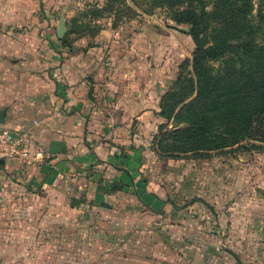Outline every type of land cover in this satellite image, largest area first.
<instances>
[{"label": "crops", "instance_id": "1", "mask_svg": "<svg viewBox=\"0 0 264 264\" xmlns=\"http://www.w3.org/2000/svg\"><path fill=\"white\" fill-rule=\"evenodd\" d=\"M97 2L0 0V124L48 155L0 162L1 216L18 191L17 215L29 197L47 214L30 223L44 264H264V146L159 155L149 137L178 37L135 18L85 31ZM16 219L3 227L18 241Z\"/></svg>", "mask_w": 264, "mask_h": 264}, {"label": "trees", "instance_id": "2", "mask_svg": "<svg viewBox=\"0 0 264 264\" xmlns=\"http://www.w3.org/2000/svg\"><path fill=\"white\" fill-rule=\"evenodd\" d=\"M179 1L181 0H158L157 3L173 5ZM187 1L193 3L195 0ZM198 1L200 8L192 7L186 10L184 19L189 22L191 34L196 43L192 57L194 78L187 73H179L176 80L178 83L161 96L158 111L159 115L167 119L174 118L177 123H184L185 126L174 129L177 134V138L174 137L176 142L167 145L160 138L156 144L153 143V149L159 155L169 157L185 155L187 151L197 148L184 149L185 144L180 142L178 137L184 136L182 135L184 131L185 133L195 132L197 129L205 131L208 140L212 139L216 142L213 145L208 144L209 151L243 144L245 141H258L261 145H251L262 148L264 146V96L262 94L264 93L261 94L260 86L264 82V41L259 40V35L264 30V10L259 7L254 12V0H228L227 10L221 20L225 24L218 29V34L213 38L211 36L212 39L209 40L210 31L207 13L204 11L205 4L202 0ZM224 1L219 0L221 4ZM263 1L259 0L261 4ZM209 26L211 28L210 16ZM66 41V38H62L63 43ZM220 58L231 60L230 66H233V70L228 72L229 79L235 80L240 77L242 80L234 82L233 86L236 89L234 96L229 95L230 98L227 101L222 100L223 102H219L212 108L216 114V109L220 110L226 105V109L215 117L210 109L200 110L199 108L200 105L207 106L208 102L205 100L210 94V86L215 83L213 76L204 70V66L210 60ZM181 87L184 88L185 93L179 94L178 88ZM194 91L196 95L185 102L184 100L192 96ZM255 91L258 93L254 96L243 93ZM178 145L184 150L173 151Z\"/></svg>", "mask_w": 264, "mask_h": 264}, {"label": "rangeland", "instance_id": "3", "mask_svg": "<svg viewBox=\"0 0 264 264\" xmlns=\"http://www.w3.org/2000/svg\"><path fill=\"white\" fill-rule=\"evenodd\" d=\"M157 2L158 0H103L102 3H89V7H84L85 9L83 10L82 14L86 15L87 17L90 16L91 20H88L89 22H82L81 27L85 31L90 30V32H93V23L95 20L99 21L101 25L103 22L111 20V26L116 27L117 25H120V23H122L124 19L135 18L138 22L137 24H142L145 22L147 27H150L149 25L152 26L153 31L154 28H158V30L172 32L174 35H176L178 37L176 41L178 45L182 48V53H178L177 58H175L174 51H170V49L169 52H167L168 55H171L170 61L174 62V67L176 65V68L172 67V73L174 71L175 73H173L174 76L167 82V87L164 91L165 93L166 91L173 88L175 83H178L176 82V80L179 76V73H187L191 77L194 76L192 57L194 49L196 47V43L193 38V35L191 34L190 24L189 22L184 21V19L185 13H187L186 10H189L192 7L200 8V5L197 4L199 2L198 0H195L193 3H189L187 0H181L173 5ZM202 2L205 4L204 11L207 13V22L210 31L209 40H211L213 36L218 34V29L223 24H225L222 23L221 20L223 18L222 15L227 10L226 4L229 2L228 0H225L222 4L219 2V0H202ZM259 7L261 8V10H264V1L261 4L259 0H254V12H256ZM209 16L211 28L209 26ZM227 18L224 19L226 20ZM96 24L98 25V23ZM263 32L264 30L259 35V40L261 42L264 41ZM229 59L230 58H220L218 60L213 59L205 64L204 70H206L208 74H211V76H213L215 83L210 86V94L205 100L206 102H208L207 106L203 107L200 105V110L210 109L211 114H215V111H213L212 108L219 102H223L222 100L227 101V99L230 98L229 95L234 96V93H236V89L233 86L235 84L234 82L240 81L242 79L240 77H237L235 80L229 79L228 72L233 70V66H230L231 60ZM260 92L261 94L264 93V82L261 83ZM178 93H185L184 88H178ZM243 93L248 94L249 96H254L257 95L256 93L258 92L255 91L250 93ZM191 95L192 96H190L184 101L186 102L192 97H194V95H196V91H194ZM262 96H264V94H262ZM223 109H226V105L220 110L216 109L215 117L219 116L220 112ZM158 111L156 112V115H158V117L153 120L154 129L152 130V133L150 134L149 138L155 144L160 140V138L162 142L167 145H169V143L171 142H176L174 141V137L176 136L177 138V134L175 133L174 129L177 127H184V123H177L174 118L167 119L164 116L159 115ZM182 135L184 136L179 135L181 137L178 138L181 140L180 142H183L185 144L184 149L197 148L195 150L187 151L185 154H195L200 156L206 155L209 152V150H207L208 144L213 145L214 143H216L212 139L208 140V136L205 134V131L198 129L195 132L189 131L185 133L184 131ZM171 136H173V138ZM245 144H248L247 146L252 147L254 149L259 148H256L251 144L261 145L258 141H245L243 142V145L245 146ZM184 149L180 148V146L178 145L175 150L173 149V151L176 152ZM21 194L22 192L18 191L16 196H13V200L9 202L8 209L5 210L6 213L2 216L0 213V264H44L45 262H41L40 260H38L39 258H37L35 254L31 253L30 249H34L35 246H30L29 244L31 241H33L31 240V237L35 230H32V228L30 227V223L33 220H46L45 216H47V214L43 215L42 213H39L37 207L34 208L32 205H30V203L32 204V201L29 197L27 198L25 204L26 206L22 207L24 208L25 212L23 213V215H17L16 207L19 204V197L21 198L20 200L25 201ZM1 203L2 205H4L6 201H0V206ZM16 218L21 220L22 223L18 226V228L22 227L21 229H19L20 238L18 241H16L17 236L14 235V232L17 231L15 228L5 229L3 227L4 220L17 221ZM40 231L45 233L47 232L45 229H40ZM23 240L25 242L29 241L27 247H24L20 244V242L22 243ZM17 244H19L20 246H16ZM40 248L42 249V252L39 254V257L46 253L44 252V250H47V247L45 245L40 244Z\"/></svg>", "mask_w": 264, "mask_h": 264}, {"label": "built area", "instance_id": "4", "mask_svg": "<svg viewBox=\"0 0 264 264\" xmlns=\"http://www.w3.org/2000/svg\"><path fill=\"white\" fill-rule=\"evenodd\" d=\"M47 157V152L36 143L28 127H8L0 124V158L16 159L36 166Z\"/></svg>", "mask_w": 264, "mask_h": 264}, {"label": "water", "instance_id": "5", "mask_svg": "<svg viewBox=\"0 0 264 264\" xmlns=\"http://www.w3.org/2000/svg\"><path fill=\"white\" fill-rule=\"evenodd\" d=\"M65 32L64 28V19L63 16H60V22L58 24V30H57V35L59 38L63 37V34ZM4 122V110L0 109V123ZM4 159L0 158V162H3Z\"/></svg>", "mask_w": 264, "mask_h": 264}]
</instances>
